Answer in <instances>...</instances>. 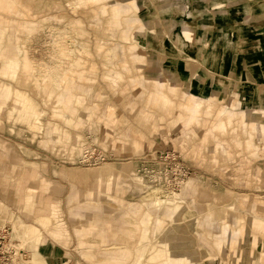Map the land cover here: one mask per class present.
Segmentation results:
<instances>
[{"label": "rangeland", "instance_id": "1", "mask_svg": "<svg viewBox=\"0 0 264 264\" xmlns=\"http://www.w3.org/2000/svg\"><path fill=\"white\" fill-rule=\"evenodd\" d=\"M263 96L264 0H0V264H264Z\"/></svg>", "mask_w": 264, "mask_h": 264}, {"label": "crops", "instance_id": "2", "mask_svg": "<svg viewBox=\"0 0 264 264\" xmlns=\"http://www.w3.org/2000/svg\"><path fill=\"white\" fill-rule=\"evenodd\" d=\"M241 18H242L241 25H250L251 24L250 22H248L246 20V12L245 11H243ZM207 24H208V26H210L212 23H211V21L206 22V20H204L202 22V25H204V26H207ZM217 30H218V28H217ZM205 39H206V34L203 31H201L199 34L198 40H199V42H201V44H203L204 43L203 41ZM213 42L214 43H213V47L211 49L210 55H213L214 53H216V51L219 49L220 45H222L226 49V51H229L231 46H232V41L230 39V36L227 33L225 34V36H222V35L219 36L218 32H216ZM262 99H263L262 101L264 102V96ZM193 100H195L196 103L194 102L193 103L194 105L192 104V108L189 109L190 116H188V118H187L188 123H191V121L196 120V114L199 110L197 99L194 96H193ZM254 101L256 103L257 99L255 98ZM223 112H224V110H222L221 113H223ZM247 115H248V112H247V114H245V112H243V111H241V113H240V119H242L243 123H245V124L247 123V120H246ZM233 116L234 115L231 114L230 116L227 117V119H231ZM251 126L253 127L254 132H256V128L258 127L260 134L264 133V125H259L258 122H252ZM217 127L220 128L221 130H224V126L222 124H218ZM75 192L77 193L76 187L74 188V193Z\"/></svg>", "mask_w": 264, "mask_h": 264}, {"label": "bare ground", "instance_id": "3", "mask_svg": "<svg viewBox=\"0 0 264 264\" xmlns=\"http://www.w3.org/2000/svg\"><path fill=\"white\" fill-rule=\"evenodd\" d=\"M183 34H185V37H186V39L187 40H190L189 39V36L186 34V33H183ZM159 192H161L159 189H157L156 190V194L155 195H157ZM167 194V193H166ZM175 196V195H174ZM173 195H168V197L167 196H165V199H161L159 196H155V198L154 199H151V197H148V199H150L151 201H152V203H153V206L155 205L157 208H161L162 206H164V207H166L167 206V204H170V203H172V204H175V203H177V202H179V201H181L182 202V200H180V198H179V200H177L176 199V197H174ZM178 198V197H177ZM176 199V200H175ZM177 201V202H176ZM175 206V205H174ZM168 207V206H167ZM19 227H20V224H19ZM262 227H263V229H264V226L262 225ZM14 229H15V227H14ZM15 231H17V229L15 230ZM34 232V234H36V231L34 230L33 231ZM223 232L224 233H226V234H228L229 232H228V229L225 227L224 228V230H223ZM23 235V234H22ZM235 235H236V233H235ZM15 236L17 237V238H19L20 237V239H25L23 236V238H21V234H20V231L19 232H16L15 233ZM236 238V237H235ZM83 250H85V249H83ZM100 254H102V253H97V254H94V253H88V252H86V251H84V255H85V257H87V259H93V258H95V257H98ZM106 255L107 254H105V253H103L102 254V256L105 258L106 257ZM109 256V255H108ZM95 261V260H94ZM96 262V261H95ZM97 263V262H96ZM99 263V262H98Z\"/></svg>", "mask_w": 264, "mask_h": 264}, {"label": "built area", "instance_id": "4", "mask_svg": "<svg viewBox=\"0 0 264 264\" xmlns=\"http://www.w3.org/2000/svg\"><path fill=\"white\" fill-rule=\"evenodd\" d=\"M182 180V178H180ZM176 183H178V181H176Z\"/></svg>", "mask_w": 264, "mask_h": 264}]
</instances>
